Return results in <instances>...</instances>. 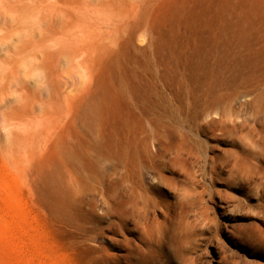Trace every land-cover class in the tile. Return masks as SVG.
<instances>
[{
    "label": "rangeland",
    "instance_id": "374dc122",
    "mask_svg": "<svg viewBox=\"0 0 264 264\" xmlns=\"http://www.w3.org/2000/svg\"><path fill=\"white\" fill-rule=\"evenodd\" d=\"M65 1H27L30 149L35 151L43 145L47 123L37 106L46 98L45 74L53 72L63 103L80 88L84 70L65 53L47 70L35 57L67 37L68 24L85 40L112 35L125 8L137 0H108L106 10L97 0ZM235 2L160 0L156 11L164 16V40L194 34L198 6L227 9ZM183 5L190 21L178 28ZM142 38H134L140 50ZM18 64L14 83L22 78ZM173 122L176 132L168 140L148 139L128 182L112 184L106 164L107 179L93 177L91 188L67 210L52 205L39 189L28 193L25 166H8L5 172L18 181L20 192L12 203L0 193V264H264V117L249 116L240 92L209 111L181 108Z\"/></svg>",
    "mask_w": 264,
    "mask_h": 264
},
{
    "label": "bare ground",
    "instance_id": "6f19581e",
    "mask_svg": "<svg viewBox=\"0 0 264 264\" xmlns=\"http://www.w3.org/2000/svg\"><path fill=\"white\" fill-rule=\"evenodd\" d=\"M27 1L0 0V193L9 202L20 192L18 181L5 172L10 165L28 169V193L39 189L52 205L67 210L91 188L93 177L107 179L106 164L112 184L128 182L148 139L174 135L173 119L181 108L209 111L241 92L249 116L264 117V0H237L227 9L202 4L192 18L195 33L169 41L160 28L164 16L156 11L160 0H137L123 16L116 12L122 18L112 35L85 40L68 24L67 37L40 50L35 59L41 67L49 69L65 53L83 67V82L61 103L53 72L47 71L46 98L37 104L46 116L44 142L40 150L30 149ZM97 1L104 10L110 6L108 0ZM177 14L178 28L190 21L187 5ZM136 34L143 37L141 50ZM18 61L22 78L14 83Z\"/></svg>",
    "mask_w": 264,
    "mask_h": 264
}]
</instances>
